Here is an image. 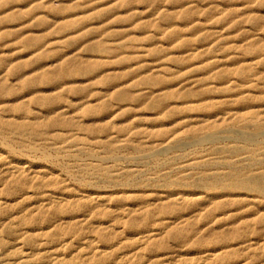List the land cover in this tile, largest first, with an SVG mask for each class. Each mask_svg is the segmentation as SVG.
Returning <instances> with one entry per match:
<instances>
[{"label":"rangeland","instance_id":"374dc122","mask_svg":"<svg viewBox=\"0 0 264 264\" xmlns=\"http://www.w3.org/2000/svg\"><path fill=\"white\" fill-rule=\"evenodd\" d=\"M262 175L264 0H0V264H264Z\"/></svg>","mask_w":264,"mask_h":264},{"label":"bare ground","instance_id":"6f19581e","mask_svg":"<svg viewBox=\"0 0 264 264\" xmlns=\"http://www.w3.org/2000/svg\"><path fill=\"white\" fill-rule=\"evenodd\" d=\"M93 49V48H92ZM161 89V88H160ZM153 105V104H152ZM155 107V106H154ZM33 134V133H32ZM235 148V147H234ZM25 167V166H24ZM24 167H22V168H24ZM26 168H28L27 166H26ZM29 169V168H28ZM31 169V168H30ZM19 170V169H18ZM21 170V169H20ZM19 170V171H20ZM27 170V169H26ZM25 172V171H24ZM30 172H31V170H30ZM29 173V172H28ZM33 173V172H32ZM22 174V173H21ZM20 174V175H21ZM27 175H29V174H27ZM26 175V176H27ZM21 177V176H20ZM28 178V177H27ZM232 178V177H231ZM9 179V178H8ZM16 183V182H15ZM239 185H241V186H244V187H248V188H250V189H253V190H256V191H258V192H262V193H264V175H262V176H251V177H245V178H242L241 180H240V183H238ZM15 185V184H14ZM7 187V186H6ZM14 190V189H13ZM61 195V194H60ZM47 200V199H46ZM52 200V199H51ZM64 200V199H63ZM48 202V201H47ZM46 202V203H47ZM36 203V202H35ZM103 204V203H102ZM33 205V204H32ZM99 205V204H98ZM43 206V205H42ZM53 206V205H52ZM24 207V206H23ZM46 207V206H45ZM100 207V206H99ZM25 208H27V207H25ZM102 208H103V206H102ZM105 208V207H104ZM108 208V207H107ZM95 209V208H94ZM37 210V209H36ZM2 212V211H1ZM85 219V218H84ZM58 222V221H57ZM105 225V224H104ZM49 228V227H48ZM46 229V228H45ZM148 230V229H147ZM144 236V235H143ZM152 237V236H151ZM154 237V236H153ZM30 250V249H29ZM53 256V255H52ZM58 257V256H57ZM26 258V257H25ZM207 258V257H206ZM56 259V258H55ZM200 261H202V259H200Z\"/></svg>","mask_w":264,"mask_h":264}]
</instances>
